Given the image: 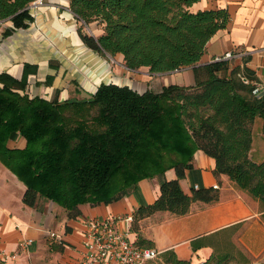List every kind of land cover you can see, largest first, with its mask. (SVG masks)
Instances as JSON below:
<instances>
[{"label": "trees", "instance_id": "1", "mask_svg": "<svg viewBox=\"0 0 264 264\" xmlns=\"http://www.w3.org/2000/svg\"><path fill=\"white\" fill-rule=\"evenodd\" d=\"M31 1L0 0V20L12 24L4 35L32 22ZM196 1L70 0L69 7L83 23L96 21L103 27L97 37L80 32L87 47L120 53L129 69L169 72L196 64L212 35L229 20L222 7L190 11ZM36 69L25 63L20 79L0 72V162L24 184L25 205L35 207L42 197L63 208L67 218H76L79 205L116 201L140 180L172 168L176 177L164 179L157 197L135 209L130 230L158 210L183 215L195 201L218 199V187L186 193L180 185L200 149L214 158V174L227 175L259 202L264 219V159L254 161L249 155L256 117L264 129V93L253 92L257 84L245 64L231 67L229 59H214L193 68L192 85L171 83L140 92L101 82L89 97L62 100L25 91L27 76ZM13 132L24 138L23 146H8ZM133 241L151 247L143 245L140 235ZM203 243L196 238L191 247ZM238 253L242 262L248 261ZM160 257L167 264H192L173 249L147 264ZM229 257L214 251L201 264H223Z\"/></svg>", "mask_w": 264, "mask_h": 264}, {"label": "crops", "instance_id": "2", "mask_svg": "<svg viewBox=\"0 0 264 264\" xmlns=\"http://www.w3.org/2000/svg\"><path fill=\"white\" fill-rule=\"evenodd\" d=\"M69 3L70 0H44L30 7L32 22L7 35L3 31L12 26L11 21L0 20V72L20 79L25 63L36 65V72L27 76L25 91L29 95L51 99L55 88L53 97L59 100L82 98L94 92L100 81L125 84L123 78L122 83H118L120 75H115L114 66L109 74L105 57L108 54L87 47L80 37V32L99 36L103 32L102 25L92 21L88 23L92 32L84 31L82 21L77 19ZM219 7L227 9L229 20L209 39L196 64L169 72H149L152 76L147 74L141 83H149L147 87L153 91L171 83L192 85L195 83L194 67L231 51L230 66L245 64L253 72L260 93H264V0H197L188 9L195 12ZM117 54L122 59V55ZM154 75H161L162 79L157 89L151 85ZM47 76L52 78L49 83ZM147 87L134 89L141 92ZM62 90L70 92V97L61 98ZM252 134L249 155L254 161H261L264 159V129L258 117L254 120ZM10 137L18 138L23 146V137L18 132ZM192 163V168L180 179L182 189L190 193L194 186L217 184V200L195 201L183 215L155 211L138 219L132 231L130 223L124 220L119 221L117 227L128 228L132 240L140 235L145 240L143 245L159 251L173 249L179 258L189 259L192 264L204 262L217 249L216 237L235 226L240 227L234 240L247 257L264 250V219L259 202L227 175L214 174V158L202 150L194 152ZM175 177L174 169H167L162 174L140 180L136 188L116 201L95 206L81 204V214L67 218L63 208L43 198H38L35 207L25 205L21 200L24 184L0 162V250L6 264H74L84 251L83 219L132 215L136 208L157 197L164 179ZM28 238L30 243L21 247ZM196 238H203L204 243L194 250L191 241Z\"/></svg>", "mask_w": 264, "mask_h": 264}, {"label": "built area", "instance_id": "3", "mask_svg": "<svg viewBox=\"0 0 264 264\" xmlns=\"http://www.w3.org/2000/svg\"><path fill=\"white\" fill-rule=\"evenodd\" d=\"M43 2L44 0H32L28 7ZM232 56L233 53L227 51L214 59H230ZM253 92L260 94L258 86L255 87ZM214 187H218L217 184ZM122 220L131 223L132 215H109L102 219H83L82 222L85 225V231L83 232L84 251L74 264H147L149 260L156 258L161 251L155 247L136 245L130 238L128 228L123 230L117 227V223ZM30 241V238L24 240L20 244L21 247L25 248ZM3 256V251L0 250V258L4 259Z\"/></svg>", "mask_w": 264, "mask_h": 264}, {"label": "rangeland", "instance_id": "4", "mask_svg": "<svg viewBox=\"0 0 264 264\" xmlns=\"http://www.w3.org/2000/svg\"><path fill=\"white\" fill-rule=\"evenodd\" d=\"M82 26H83L84 31H87L89 33L92 32V28L90 27V24H85L82 22ZM107 54L108 55L105 57L107 58V62L109 64V74H110V70H111L112 66H114L115 75L116 76L120 75V78H119L120 80H118V83L119 82L122 83V78H123V80L126 79L124 85H128V86H131L133 88L142 89V87H147L149 85V83H147V84H145L144 82L141 83L142 80H144V78L147 76V74L152 76V74L149 73L150 71L147 68L140 67L137 69H129L125 66V64H124V62L121 59L119 54H115V55H111L110 53H107ZM154 76H156V77L153 79H150V80H152L151 85L153 86V88L157 89L160 87V85L162 83L161 82L162 79H161V75H154ZM106 81L112 82L113 80H111V81L106 80ZM100 82H105V81H100ZM154 82H158V84L154 85ZM55 90L56 89L53 88V90L51 92L52 96L50 98H52L55 95V93H56ZM30 92L33 93L32 91L29 90V93ZM69 93H67V91H65V90H62V92H60L59 96H61V98L67 97L69 95ZM89 96H90V94H88V96H85V97H89ZM68 97H70V96H68ZM258 119H259V117H258ZM23 140H24V138H23ZM21 145H22V143H21ZM23 145H24V143H23ZM8 146L19 147L20 144L18 143V138L15 139L13 137H10L8 140ZM39 198H42V197H39ZM239 227L240 226H235V227H232L230 229H226V230L222 231V235L216 237V244H217L216 252H219V253L228 252V253H230L229 259L226 260L223 264H264V250H260V251L256 252V254H254V255L251 254L249 257H247L243 252V254L248 258V261L242 262V260H241L242 258L238 253V250H240L241 252H242V250L236 244V240H234ZM151 264H167V263H165L163 261V259L160 257V258H157L154 261H152ZM210 264H212V263H210Z\"/></svg>", "mask_w": 264, "mask_h": 264}]
</instances>
